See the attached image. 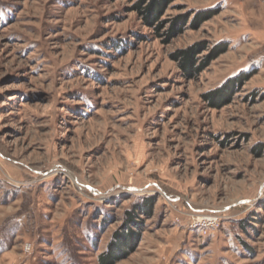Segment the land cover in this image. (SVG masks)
Instances as JSON below:
<instances>
[{
    "label": "rangeland",
    "instance_id": "rangeland-1",
    "mask_svg": "<svg viewBox=\"0 0 264 264\" xmlns=\"http://www.w3.org/2000/svg\"><path fill=\"white\" fill-rule=\"evenodd\" d=\"M139 1L0 0V264H98L144 197L115 264H264V0Z\"/></svg>",
    "mask_w": 264,
    "mask_h": 264
},
{
    "label": "trees",
    "instance_id": "trees-1",
    "mask_svg": "<svg viewBox=\"0 0 264 264\" xmlns=\"http://www.w3.org/2000/svg\"><path fill=\"white\" fill-rule=\"evenodd\" d=\"M174 0H141L136 3L134 9L139 14L140 19L145 27L153 28L154 32H158L160 29L159 18L162 16L163 11ZM211 13L195 14L190 25L196 22H204L211 18ZM202 17V18H201ZM186 21L184 18L173 21V26L166 33L167 37L174 34V31L182 26ZM157 23V24H155ZM181 60V67L184 73L190 77L194 72L199 71L193 68L195 63L194 54L192 51L181 52L176 55ZM245 79L241 80L244 81ZM234 85L231 87H222L215 93L209 96V100L214 103L215 106H221L226 103L228 97H231ZM207 96V97H208ZM154 204L153 197H144L139 199L138 203H133L129 210L124 213L123 228L120 231H116L112 234L109 244L106 247L105 252L97 257L98 264H115L116 262L123 260L131 252V244L136 243L139 240V217L148 216L151 212V208Z\"/></svg>",
    "mask_w": 264,
    "mask_h": 264
},
{
    "label": "built area",
    "instance_id": "built-area-1",
    "mask_svg": "<svg viewBox=\"0 0 264 264\" xmlns=\"http://www.w3.org/2000/svg\"><path fill=\"white\" fill-rule=\"evenodd\" d=\"M221 217L219 216H203L193 221L192 229L200 230L202 233L217 231L221 226Z\"/></svg>",
    "mask_w": 264,
    "mask_h": 264
},
{
    "label": "crops",
    "instance_id": "crops-1",
    "mask_svg": "<svg viewBox=\"0 0 264 264\" xmlns=\"http://www.w3.org/2000/svg\"><path fill=\"white\" fill-rule=\"evenodd\" d=\"M262 208H263V207H262ZM262 208L259 207V209H262ZM258 217H259V216H258ZM253 220H254V222L246 221V225H245V224L242 225L241 232H242L243 234L247 233V229H248L247 225H251V226H252L251 228H253V226H257L258 221L255 222V219H253ZM241 222H242V221H241ZM243 247L245 248L246 246L243 245ZM249 251H250V250L246 247L242 252H244L245 254H247V253H250ZM263 263H264V261H263Z\"/></svg>",
    "mask_w": 264,
    "mask_h": 264
}]
</instances>
